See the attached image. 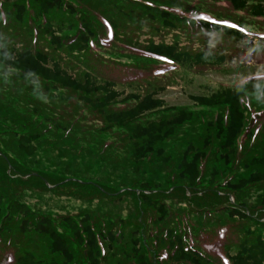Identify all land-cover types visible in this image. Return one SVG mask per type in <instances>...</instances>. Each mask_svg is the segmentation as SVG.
Listing matches in <instances>:
<instances>
[{"label":"trees","instance_id":"obj_1","mask_svg":"<svg viewBox=\"0 0 264 264\" xmlns=\"http://www.w3.org/2000/svg\"><path fill=\"white\" fill-rule=\"evenodd\" d=\"M10 1L11 4L0 0V68L5 67L7 70L16 71L19 78L28 79L30 76H35L46 82L84 93L82 100L97 112L105 115L109 122L106 123L107 128L119 127L130 130L134 143L130 145L129 150L137 170H140L143 161L155 152L156 146L164 144L170 139L180 125L193 120L194 111L180 109L172 118L153 119L146 124L140 123L144 115L161 109L165 105V99L159 95L163 88L143 92L140 85L163 77L169 65L155 67L150 64L121 62L103 57L101 44L110 47L114 44V40L119 37L116 28L121 19L112 23L114 32L112 31L109 35L105 29L107 31L104 33L105 36H100L99 23L106 17V13L99 7L103 4V0ZM134 1L144 4V9L146 8L151 14L148 17L154 19V16L158 14L163 22L171 28H178L175 22L181 20L185 23L184 27L192 29L193 33L195 32L194 28H196L195 33H200V28H207V30L222 31L226 35L236 38L251 37L264 40L263 36L252 34L244 28L224 24L217 19L218 22L214 21L213 18L210 19L211 17H195L194 14L178 13L177 10L181 8L189 10L187 3L183 5L171 3L170 5L158 3L156 0ZM256 1L259 2L251 7V13L254 17L264 18V0ZM127 2L131 3L130 0L116 2L109 0L105 6L108 5L116 9V5L119 11L127 16L130 14L128 8L131 7ZM229 2L235 10L243 11L249 8V0H229ZM1 23L7 25L11 30L3 32ZM15 33L20 37L26 36L27 42L20 45L14 42L7 46L11 38L10 35ZM205 37L209 39L203 34L202 38ZM40 39H46L48 43L46 49L36 48V43ZM106 39L111 40L110 44L102 43ZM124 43L130 47L144 50L147 53L145 57L150 60L158 57L166 63H172L174 68L181 66L191 71L197 69V71L203 72L200 68L212 70L228 59L226 53L193 47L184 49L180 48L179 42L166 41L165 39H153L142 47L136 43ZM98 46L101 47L96 48ZM260 46L261 44H257L255 41H252L250 48L243 44L240 50H248L253 55H249L248 60L242 62L252 66H264V47ZM59 49H63L65 53L77 55L81 62L85 63L84 67L87 71L83 78L76 77L66 67L62 58L54 56L53 53ZM128 49L124 51L126 55L128 51V55L136 54L134 50ZM97 69L101 73H97ZM104 71L105 77L102 76ZM1 75L0 71V80H3ZM3 82L8 83L7 80ZM122 85L134 87L137 90L127 92L125 88H120ZM93 93H102V99H92L90 95ZM7 98L8 93L3 94L0 97V105L5 112L4 107L14 110V116L10 118L8 114H2V119L8 121V124L6 127L0 125V135L6 136L5 133H12H9L8 139L0 141V164L5 167L3 172L12 167L5 175L21 179L22 184L16 187L15 193H9L5 187H0V264H125L127 260L115 245L118 241H122L125 234L123 227L128 226L130 229L132 227L137 230L138 225H142L140 220L132 218L128 214L127 207H132L133 204L130 200H125L120 213L111 212L109 217L102 212L97 213L89 210H78L79 213L70 209L69 212L64 211V213H61L62 210L56 212L53 209L34 210L28 203L17 197L19 194H25L27 189L30 190L31 186L33 187L35 184L33 182H36L37 186L40 185L41 192L48 194L47 191L53 190L59 196L78 192V185L81 190L86 186L91 189L89 199L95 196L103 198L105 193L111 191L99 185L100 182L88 184L85 187L80 179H77L74 184L65 183L67 180L65 178H68L66 176L61 178V176L46 175V172L29 169L27 165L24 166L10 157L5 152L10 146L17 152L21 151L19 154L23 157L30 158L35 155L39 147L38 141L50 131V127L43 122H37L41 113H35L34 126L36 128L31 129L25 118H34L31 113L35 112V108L39 112L40 108L36 105L32 112L30 107L21 106L20 110L14 102ZM35 98L38 97L35 96ZM191 98L195 101L194 103L204 108L222 105L227 107L226 113L218 114L215 124L213 121L207 124L206 144L221 140L228 150L227 165H234V158L231 154L241 151L245 144H252L256 138L251 125H247L248 113L246 114L243 108L242 93L237 88L224 87L211 95H192ZM119 102L134 103L132 106H124L121 109L105 113L109 107ZM24 110L28 112L25 113ZM261 113L264 115V111ZM46 118L47 120L44 122L50 123L49 116ZM74 119L76 125L81 123V118L73 112L57 122L56 125L61 126L62 122ZM11 125L16 126L10 128ZM11 135L13 136L10 137ZM74 141L77 143L76 146H72L71 141L63 143L78 151L79 140ZM105 144L110 146L112 142L106 140ZM119 144L118 147L121 148L126 146L123 140L119 141ZM92 145L97 149L99 143L92 141ZM192 147L191 145L190 148ZM192 150L189 152L188 149L179 163L181 179L189 188L205 182L202 178L204 165L207 161L206 149ZM98 151L100 148L96 153ZM60 154L62 157L65 155L64 152ZM170 158L168 156L165 160H170ZM252 160L263 168L249 172L239 171L235 174L236 180H225L223 185L229 187L233 195L252 184L264 183V155L253 157ZM219 173L220 169L215 168L210 174L209 182L214 183ZM30 176L33 182H30ZM152 187L149 182H142V194L137 204L142 212L151 210V215L158 214L160 221L157 226L161 229L164 224L162 220L171 215L173 207L167 200L154 198L150 195L154 190L166 193L165 189ZM132 188L133 186L130 185L125 186V189L132 190ZM209 188L215 189L217 192L221 191L219 184L211 185ZM206 189H208L207 185L202 188V191ZM49 197L52 196L49 195ZM208 199L210 202L206 211L209 214L207 219L192 217L187 212L184 214L183 222L184 229H187L186 234L179 232V227L163 230L166 233L163 238L168 240L171 247L174 248L171 254L172 264H221L218 252H211L209 249L224 252L231 264H264V231L256 232L251 227L244 225L253 216L250 211L246 212L245 210L249 207L236 205L229 199H222L220 205L216 207L218 211L215 213L216 199L212 195ZM261 204L264 207V195ZM59 207L64 208L67 205L63 204ZM201 209L202 207H197L194 212L199 213ZM221 214H224L225 218H222ZM55 215L58 217L55 218ZM257 215L260 225L264 227V210L263 215L258 212ZM112 216H117V221ZM237 222L243 224L240 225ZM188 229L198 230L199 234L193 235L189 233ZM219 233L222 240L215 238V234ZM149 235L151 245L155 249V253L149 259H146L144 253L140 252L143 246L140 242L141 238L135 237L132 241L129 255L132 260L137 261L136 264H156V258L159 260L160 253L156 250V244L161 241V235L155 232H150ZM124 245L127 246V243L124 242ZM165 258L167 257L162 259Z\"/></svg>","mask_w":264,"mask_h":264},{"label":"rangeland","instance_id":"obj_2","mask_svg":"<svg viewBox=\"0 0 264 264\" xmlns=\"http://www.w3.org/2000/svg\"><path fill=\"white\" fill-rule=\"evenodd\" d=\"M2 1L9 4L12 3L10 0ZM156 1L161 4L170 5L171 3L179 5L187 3L189 10L181 8L177 12L189 15L194 14L195 17L208 16L229 25L234 23L250 31L252 34L264 37V18L254 17L251 13V7L259 1L249 0V8L243 11L235 10L229 0ZM108 2L109 0H103V4L99 6L106 13V17L100 20L99 23L100 36H105V29H107L109 35L112 31L114 32L112 23L118 21L119 18L121 19L116 28L119 37L114 40V44L111 47L101 44L104 53L103 57L121 62L130 61L138 64H150L155 67L169 65L163 77L155 78L150 82L140 85L143 92L163 88L160 90L159 95L165 99L163 108L144 115L140 123L146 124L153 119L172 118L180 109L194 111V118L192 121L180 125L175 134L164 144L156 146L155 152L146 158L140 166V170H137L135 167L136 163L129 150L130 145L134 143L130 130L119 127L107 128L106 123L109 122L105 115L99 113V111L97 112L82 100L84 93L46 82L35 76L28 75L30 76L28 79L19 78L16 71L7 70L5 67L0 68L3 79L0 80V97L8 93L7 99L14 102L20 110L21 108L19 107L24 106L30 107L31 111L34 112L33 109L37 105L40 108L39 112L35 108V112L31 113L34 118H25V121L34 130L36 128L34 126L35 113H41L37 118V122H43L50 127V131L46 135H43V139L38 141L39 147L36 154L30 158L23 157L19 154L21 151L17 152L12 146L8 147L5 152L22 165H27L29 169H37L53 177H68L65 178L67 179L65 183L74 184V182H77V179H80L83 181L85 187L88 184L100 182L99 185L111 191L110 193H105L103 198L95 196L89 199L88 197L91 195L89 191L91 189H88L86 186V188L81 190L78 185V192L71 194L59 196L53 190L47 191L48 194H46L41 192L40 185L37 186V183L33 182L30 176V182L35 184L33 187L31 186L30 190L27 189L25 194H19L17 197L20 200L22 199L21 201L28 203L34 210L53 209L56 212L62 210L61 213H64V211L69 212V209L77 211L76 213H79L78 210H89L97 213L102 212L109 217L111 216V212L120 213L125 200H130L133 204L132 207H127L128 214L132 218L140 220L142 225L139 224L137 230L132 227L130 229L128 226L123 227L125 234L122 241H118L115 245L118 246L120 253L127 260L125 264H136L137 262L136 260H132L129 255L132 249V241L135 237L141 238L140 242L143 246L140 252L144 253V257L146 259L152 257L155 249L151 245L150 232L161 235V241L156 244V250L160 253L158 256L159 260L157 258L155 260L156 264H172L171 254L174 248L171 247L168 240L163 238V235H166L163 230L165 228L175 229L179 227L178 231L186 234L187 229H184L183 222L186 212L188 215H192V217L207 219L209 214L206 211L210 202L208 199L210 195L216 199L215 213L218 211L216 207L220 205L221 200L229 199L236 205L249 207V209L245 210L246 212L250 211L253 216L244 225L251 227L256 232L264 231V227L260 225L257 215V212L263 215L264 207L261 204V200L264 195V183L252 184L235 195H233L229 187L223 185L226 179L231 181L236 180L237 176L235 174L239 171L249 172L263 168L258 163H254L252 158L264 155V115L261 113L264 111V66H252L243 63L242 61L248 60L249 55L253 54L248 52V50H240V47L246 44L250 48L252 41H255V43L261 44L260 47L263 48L264 40L251 37L236 38L228 36L222 31L207 30V28H200V33H195L196 28H194L195 32L193 33L192 29L184 27L185 23L181 20L175 22L178 28H171L163 22L158 14L154 16V19L148 17L151 14H149L146 8L144 9V4L139 1L130 0L131 3L127 2L131 6L128 8L130 14L127 16L121 13L116 5V9L108 5L105 6ZM156 13L159 12L156 11ZM3 17L4 14L2 15ZM1 26L3 32L11 30L4 23H1ZM203 34L209 37V39L206 37L202 38ZM10 36L11 38L7 46H10L14 42L18 45L27 42L26 36L20 37L16 33ZM153 39L179 42L180 48L184 49L193 47L206 51L214 50L226 53L228 59L222 65L212 70L200 68L203 72L197 71V69L191 71L181 66L174 68L172 63H166L158 57L157 59L150 60L145 57L147 53L144 50L138 47H130L124 43H136L142 47L149 44V41ZM110 42L111 40L106 39L102 43L110 44ZM47 46L46 39H40L36 43V48L38 49H46ZM101 46L96 48H100ZM127 48L130 51L134 50L137 55L131 52L134 56L128 55L129 51L126 55L124 51H127ZM53 54L57 58H62L66 67L76 77L83 78L87 70L84 67L85 63H82L77 55L65 53L63 49H59ZM97 73L101 72L97 69ZM104 75L105 71L104 73L102 72L103 77H105ZM4 80H7L8 83H4ZM224 87L237 88L242 93L243 108L246 114L248 113L247 125H251L256 136L252 144H245L241 151L231 154L234 158V165L232 166L226 163L228 150L221 140L206 144L207 124L210 121H213L215 124L218 114L221 112L226 113L227 107L222 105L204 108L194 103L195 101L191 98L192 95H211ZM46 88L51 90H47ZM120 88H125L127 92L137 90L134 87L123 85ZM35 96L38 98L36 99ZM90 97L94 100H101L103 94L93 93ZM133 103H116L109 107L105 113L121 109L124 106H132ZM4 109L7 113L0 105V125L6 127L8 121L2 119V114H8V117L13 118L14 110L9 107H4ZM24 112L27 113L28 111L24 110ZM73 112L81 118L79 125L75 124V119L69 122L66 120L62 122L61 126L56 125L57 122L65 119V117ZM46 116H49L48 120L51 119L50 123L44 122L47 120ZM15 126L11 125L10 128H14ZM9 133L12 132L5 133L6 136L0 135V141L8 139ZM74 140H79L78 151L75 148L65 146L63 143L64 141H71V145L76 146L77 143ZM106 140L111 141L112 145L107 146L105 144ZM121 140L125 142L126 146L124 148L118 147ZM92 141L99 143L97 149L100 148V151L97 153V149L92 145ZM191 145L193 146L192 148H190ZM162 148L164 150H161ZM196 148L207 150V161L204 165L202 178L205 182L189 188L182 181L183 179H181L179 163L188 149L191 152L193 151L192 149L196 150ZM62 152L65 153L63 157L60 154ZM168 156L171 157L170 160H165ZM4 168V165L0 164V187H5L9 193H15L16 187L22 184L21 179L6 176L5 174L12 167L3 172ZM215 168L220 169V173L216 176L215 182L211 183L209 182L210 174ZM143 181L149 182L153 186L152 188L165 189L166 193L154 190L150 195L154 198L167 200L173 207L171 215L162 220L164 224L161 226V229L157 226L160 221L158 214L155 216L151 215V210L142 212L139 204H137L141 198ZM216 184L220 185V192L209 188L211 185L216 186ZM128 185L133 186L132 190L125 189V186ZM205 185L208 186V189L202 191ZM49 186L51 187V185ZM49 195L52 197H49ZM63 204L67 205V207H59ZM197 207H202L199 213L194 212ZM221 215L222 218H225L224 214ZM54 217L57 218L58 215ZM112 217L117 221V216ZM237 224L242 225L243 223L237 222ZM188 231L193 235L199 234L198 230L195 229H188ZM215 238L221 239V234H215ZM124 242L127 243V246L124 245ZM209 251L218 252L221 264H231L224 252H219L215 249H209ZM163 257L167 258L162 259ZM212 259L215 260V258Z\"/></svg>","mask_w":264,"mask_h":264}]
</instances>
